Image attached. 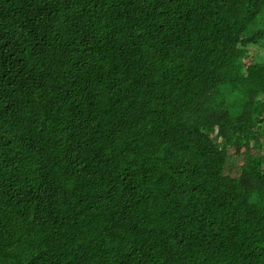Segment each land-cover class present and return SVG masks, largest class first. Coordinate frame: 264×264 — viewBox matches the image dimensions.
I'll list each match as a JSON object with an SVG mask.
<instances>
[{
	"label": "trees",
	"instance_id": "obj_1",
	"mask_svg": "<svg viewBox=\"0 0 264 264\" xmlns=\"http://www.w3.org/2000/svg\"><path fill=\"white\" fill-rule=\"evenodd\" d=\"M0 264H264V0H0Z\"/></svg>",
	"mask_w": 264,
	"mask_h": 264
},
{
	"label": "rangeland",
	"instance_id": "obj_2",
	"mask_svg": "<svg viewBox=\"0 0 264 264\" xmlns=\"http://www.w3.org/2000/svg\"><path fill=\"white\" fill-rule=\"evenodd\" d=\"M260 53H262V49L257 46H252L248 50V54H246L245 61L251 63L253 60L259 59L261 57ZM243 156L240 154L236 157V161L238 163H242Z\"/></svg>",
	"mask_w": 264,
	"mask_h": 264
}]
</instances>
